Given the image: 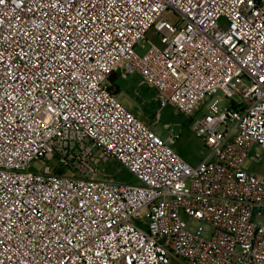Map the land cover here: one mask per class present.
<instances>
[{"label": "built area", "instance_id": "2783aa9c", "mask_svg": "<svg viewBox=\"0 0 264 264\" xmlns=\"http://www.w3.org/2000/svg\"><path fill=\"white\" fill-rule=\"evenodd\" d=\"M125 66L192 120L197 165L111 90ZM254 147L264 0L0 3V264H264Z\"/></svg>", "mask_w": 264, "mask_h": 264}, {"label": "rangeland", "instance_id": "374dc122", "mask_svg": "<svg viewBox=\"0 0 264 264\" xmlns=\"http://www.w3.org/2000/svg\"><path fill=\"white\" fill-rule=\"evenodd\" d=\"M169 18L173 20L174 17L170 15ZM149 47L150 42L143 40L136 46V50L139 54L144 55ZM120 71H127L128 77L126 79L117 78V82L120 84V92L117 94L119 100L144 122L149 124L151 128L162 137L169 135L171 129H174V134L180 135V138L175 142L174 147L189 163L197 165L203 158H205L209 153V149L205 147L201 138H199L192 129V120L177 112L171 106L160 109L159 104L151 100L153 93L148 91L145 86H138V93H136V90L133 87L136 79L131 77L135 74L131 70L128 71L127 66L121 68ZM120 71L116 72L117 77H119L118 74ZM212 97L220 99L223 106L230 104L229 99L226 98L222 91H218ZM158 113L160 114L159 119ZM253 152L264 155L263 150L258 147H254ZM48 163L54 167L56 165V160L49 161ZM44 164L45 161H37L33 163L35 168H42ZM106 167L109 168V173H114L119 179L127 180L132 177L129 172L117 164L113 159L106 164ZM253 170L258 174L264 175V157L253 165ZM132 182L135 183L137 180L132 177ZM262 222H264V210ZM171 264H185V262L179 258L173 257Z\"/></svg>", "mask_w": 264, "mask_h": 264}, {"label": "trees", "instance_id": "16d2710c", "mask_svg": "<svg viewBox=\"0 0 264 264\" xmlns=\"http://www.w3.org/2000/svg\"><path fill=\"white\" fill-rule=\"evenodd\" d=\"M117 73H113V75L111 76V81L113 82L112 86H111V90L115 93L118 94L120 92V84L117 82ZM59 172H62L61 170ZM117 178V177H116ZM117 180H123V179H119L117 178ZM125 180V179H124ZM126 181L132 182L131 178H128Z\"/></svg>", "mask_w": 264, "mask_h": 264}, {"label": "crops", "instance_id": "0c3cea01", "mask_svg": "<svg viewBox=\"0 0 264 264\" xmlns=\"http://www.w3.org/2000/svg\"><path fill=\"white\" fill-rule=\"evenodd\" d=\"M131 77H133L134 79H136V82H134L133 87L135 88L136 93H138L137 87H138V83H139V76L135 74V75H133V76H131ZM146 88H147V90L150 91L151 93L154 92L151 88H149V87H146Z\"/></svg>", "mask_w": 264, "mask_h": 264}, {"label": "snow or ice", "instance_id": "6c2138e0", "mask_svg": "<svg viewBox=\"0 0 264 264\" xmlns=\"http://www.w3.org/2000/svg\"><path fill=\"white\" fill-rule=\"evenodd\" d=\"M3 2V0H0V3H2Z\"/></svg>", "mask_w": 264, "mask_h": 264}]
</instances>
